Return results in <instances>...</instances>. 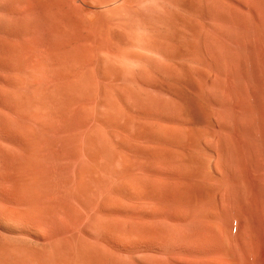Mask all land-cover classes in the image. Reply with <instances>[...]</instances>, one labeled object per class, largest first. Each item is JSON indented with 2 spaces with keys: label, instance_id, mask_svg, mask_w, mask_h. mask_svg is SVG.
Returning a JSON list of instances; mask_svg holds the SVG:
<instances>
[{
  "label": "rangeland",
  "instance_id": "374dc122",
  "mask_svg": "<svg viewBox=\"0 0 264 264\" xmlns=\"http://www.w3.org/2000/svg\"><path fill=\"white\" fill-rule=\"evenodd\" d=\"M255 1L0 0V153L8 158L0 154V167L12 160L1 167L8 182L28 170L24 128L38 123L97 130L112 143L128 192L160 182L165 204L194 200L221 178L264 173V0ZM40 108L48 113L32 118ZM2 182L0 201L10 185Z\"/></svg>",
  "mask_w": 264,
  "mask_h": 264
},
{
  "label": "bare ground",
  "instance_id": "6f19581e",
  "mask_svg": "<svg viewBox=\"0 0 264 264\" xmlns=\"http://www.w3.org/2000/svg\"><path fill=\"white\" fill-rule=\"evenodd\" d=\"M49 98L44 102H52ZM37 111L32 118L48 113L43 108ZM25 128L27 158L20 160L29 161L22 162L27 164L25 172L30 166L31 171L26 174L20 169L24 177L16 172V178H21L8 182L11 175L8 179L1 167L12 160L6 161L5 151L0 153L8 162L0 167L1 182L10 183L2 185L7 195L0 201V264H264L263 172L252 176L253 168L236 179L221 178L194 200L183 197L165 204L158 177L157 188L149 182L150 188L137 185L128 192L126 175L116 168L112 143L101 142L97 130L54 127L47 131L40 123ZM22 145L16 147V159L25 154V149L18 152Z\"/></svg>",
  "mask_w": 264,
  "mask_h": 264
}]
</instances>
